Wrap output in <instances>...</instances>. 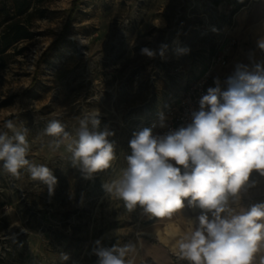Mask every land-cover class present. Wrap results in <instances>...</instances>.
<instances>
[{"label":"rangeland","instance_id":"rangeland-1","mask_svg":"<svg viewBox=\"0 0 264 264\" xmlns=\"http://www.w3.org/2000/svg\"><path fill=\"white\" fill-rule=\"evenodd\" d=\"M19 1L0 0V19ZM29 1L31 16L15 18L29 39L0 56V132L13 135L8 120L27 129L26 158L47 166L57 183L49 193L27 167L17 178L0 161V264H93L97 240L104 247L131 243L124 257L131 262L143 226L155 217L140 206L128 210L103 185L127 167L133 133L148 127L146 112L178 101L223 52L236 0ZM240 1L248 10L257 0ZM144 47L155 57L142 55ZM94 113L98 130L114 132L115 159L85 178L66 145L57 148L44 130L56 119L75 136L80 120Z\"/></svg>","mask_w":264,"mask_h":264},{"label":"clouds","instance_id":"clouds-1","mask_svg":"<svg viewBox=\"0 0 264 264\" xmlns=\"http://www.w3.org/2000/svg\"><path fill=\"white\" fill-rule=\"evenodd\" d=\"M257 46L264 51V38ZM141 54L156 55L147 47ZM224 85L214 79L186 126L154 135L155 127L165 126L160 113L158 124L135 131L127 167L118 180L103 185L108 193L115 190L128 210L140 206L150 217L170 216L185 206V200L205 210L198 217L199 226L177 242L178 258L188 264H250L257 242L264 237V203L239 212L228 207L230 198H239L253 170L264 175V61L251 69L238 64ZM99 126V113H94L80 120L75 136L56 119L44 134L55 138L52 143L57 148L66 145L74 166L90 178L110 168L115 159L114 142L108 139L114 132L107 126L98 130ZM5 127L13 135L0 132L3 169L18 178L20 169L27 167L31 178L46 184L51 193L57 183L52 171L26 158L28 130H16L11 120ZM95 244L97 264H130L124 257L131 243L124 248L104 247L99 240ZM62 258L68 259L66 254Z\"/></svg>","mask_w":264,"mask_h":264},{"label":"crops","instance_id":"crops-1","mask_svg":"<svg viewBox=\"0 0 264 264\" xmlns=\"http://www.w3.org/2000/svg\"><path fill=\"white\" fill-rule=\"evenodd\" d=\"M233 22L229 39L222 47L227 57V66L213 69L222 87L238 64L248 65L251 69L253 64L264 61V51L257 46V42L264 38V0H257L248 10L242 8L237 12ZM232 42L235 44L231 45ZM164 108L158 112L148 110L144 119L158 115ZM156 133L157 129L154 128L153 134ZM262 203H264V175L253 170L246 186L239 193V198H230L228 207L239 212L241 209L246 210ZM184 205L172 215L155 217L143 226L139 243L131 255V264H188L186 260L178 258L177 242L199 226L198 217L205 214V210L199 206L189 205L187 200L184 201ZM207 215L209 219L212 218L211 212ZM222 215H227V212ZM250 264H264V237L257 242V251L253 253Z\"/></svg>","mask_w":264,"mask_h":264},{"label":"built area","instance_id":"built-area-1","mask_svg":"<svg viewBox=\"0 0 264 264\" xmlns=\"http://www.w3.org/2000/svg\"><path fill=\"white\" fill-rule=\"evenodd\" d=\"M234 44L235 42L231 43V45ZM227 63V57L224 52L212 57L210 68L189 84V87L177 102L170 103L160 112L165 116V126L155 127L157 129L155 135H164L171 130H176L191 123V113L199 110V99L206 94L209 87H212L213 80L218 78V75L213 72V69L217 67L224 68L227 66ZM159 114L152 118H147V124L150 126L153 123L158 124Z\"/></svg>","mask_w":264,"mask_h":264},{"label":"trees","instance_id":"trees-1","mask_svg":"<svg viewBox=\"0 0 264 264\" xmlns=\"http://www.w3.org/2000/svg\"><path fill=\"white\" fill-rule=\"evenodd\" d=\"M223 0H215L214 4L219 5ZM236 9L232 12L236 14L243 6L246 5V1L236 0ZM13 13L10 10L7 11V15L0 19V56L6 54L13 46L21 41L29 39L30 32L26 25L15 18L25 17V20L31 16L30 1L21 0L15 3L12 8ZM98 260H94L93 264H97Z\"/></svg>","mask_w":264,"mask_h":264}]
</instances>
